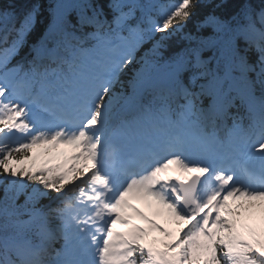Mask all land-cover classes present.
<instances>
[{
    "label": "snow or ice",
    "instance_id": "snow-or-ice-1",
    "mask_svg": "<svg viewBox=\"0 0 264 264\" xmlns=\"http://www.w3.org/2000/svg\"><path fill=\"white\" fill-rule=\"evenodd\" d=\"M227 3L108 0L106 12L100 0H54L27 66L11 67L43 5L0 8V264H264V0L217 13ZM202 5L212 10L197 32L210 34L186 33L190 46L161 64L163 42ZM173 165L185 175H167ZM50 193L58 201L40 203ZM129 197L183 226L163 247L145 243L124 215L139 213Z\"/></svg>",
    "mask_w": 264,
    "mask_h": 264
},
{
    "label": "trees",
    "instance_id": "trees-1",
    "mask_svg": "<svg viewBox=\"0 0 264 264\" xmlns=\"http://www.w3.org/2000/svg\"><path fill=\"white\" fill-rule=\"evenodd\" d=\"M146 0H139V2H145ZM175 1V0H174ZM34 2V0H0V8H7L9 6L13 7L17 13L22 11L26 6H28L30 3ZM100 2L105 6V11L107 12V3L108 0H100ZM220 0H213V5L216 3H219ZM238 2V0H228L227 5L225 6L224 9H216L217 13H220L221 11H231L234 8V5ZM258 2V0H257ZM41 3L43 5V11L42 15L39 18V22L35 25L33 31L29 33L26 37L24 45L19 49V52L17 55H15L11 61L9 66H14L17 63H23L25 66H27V61L32 58V48L34 45H37L40 43V36L43 31V28L47 21L50 19V13L48 11V7L50 3H54V0H41ZM212 10V5H202L201 7L197 8L196 10V16L193 17L191 20L187 22L185 25V28L183 29V32H178L174 35H171L168 37L167 40H165L164 47L161 49L162 52V59H167L170 57L173 53L180 51L181 49L190 46V42L187 39H184V35L186 33H191L193 35H200V36H208L210 34V29H203L200 32H197L196 28V20L198 17H202L206 12ZM140 11L137 10V14ZM157 17V16H156ZM74 14H73V19H74ZM109 19H111V14L109 13ZM146 26V25H145ZM91 29L86 28L85 31H90ZM126 34V33H125ZM163 35L161 33H156L154 39L159 40L160 36ZM153 41H148L144 45L141 46V48L138 50L137 57H136V63L129 65L126 69L125 72L122 76V79L127 81L128 79L131 78V76L134 74L133 69L134 68H139L140 64L142 63V60H140V57L143 56L144 51L148 48L151 47ZM204 58H207L208 56L211 55V52L208 50H205L202 53ZM151 95H146L145 102L147 100L151 99ZM234 111V110H233ZM231 123V122H229ZM43 149V154H42V160H44L47 156L44 152L45 147L49 146H40ZM65 149L72 151L71 148H66L64 145H60L58 149H54L53 151H64ZM31 153V152H30ZM29 153V155H30ZM37 165L42 164V161H36ZM55 193H50V197L53 196ZM4 198V189L2 186H0V200H3ZM58 201V198L54 200H49L47 198L42 199L40 203L42 204H48V203H55ZM23 202V196H21L20 200L18 203ZM229 203L230 204H235V201L232 198H229ZM174 220L172 221L174 224H177L176 229L181 227L182 223H177L176 218L173 216ZM173 229V230H176ZM159 231V230H158ZM158 236H151L150 238L153 240V242H160V241H165L168 236L165 235V233L159 231ZM59 243L55 244V247H59Z\"/></svg>",
    "mask_w": 264,
    "mask_h": 264
},
{
    "label": "rangeland",
    "instance_id": "rangeland-1",
    "mask_svg": "<svg viewBox=\"0 0 264 264\" xmlns=\"http://www.w3.org/2000/svg\"><path fill=\"white\" fill-rule=\"evenodd\" d=\"M42 154H43V149H42L40 146L34 148V149L31 151V153H30V155L33 156V157L35 158L36 161H42V163H43V161H44L45 159H47L48 157H46L44 160H42V158H43V157H42ZM25 163H26V164H30V163H32V161H31V160H29V161H25ZM135 207H136V208H137V207L142 208V213L144 214V216H147V217H149L151 220H154L157 224H160L163 228L169 230L170 227L173 226L172 223H170V222H165V221H164L163 216H162V215H163V212H164L163 205L158 204L155 200H152V201H151V207H149V201H148L147 199H141V201H140L137 205H135ZM131 211H133L132 208H131V210H126V212L124 213V215H125L126 217H128V214H129ZM146 221H147V220H145V219H143V218H142V219H141V218H138V219H137V222L134 223V225H135V224H138V225H140L141 227L145 228V226H146ZM130 226H131V225H122V224H119L118 227H121V228H123V229L126 231ZM157 235H159V233L156 232V231H153V233H151V234L148 233L145 242L148 243V242H149V239H148L149 237H151V236H157ZM170 239H171V238H170Z\"/></svg>",
    "mask_w": 264,
    "mask_h": 264
},
{
    "label": "bare ground",
    "instance_id": "bare-ground-1",
    "mask_svg": "<svg viewBox=\"0 0 264 264\" xmlns=\"http://www.w3.org/2000/svg\"><path fill=\"white\" fill-rule=\"evenodd\" d=\"M171 1H174V0H171Z\"/></svg>",
    "mask_w": 264,
    "mask_h": 264
}]
</instances>
